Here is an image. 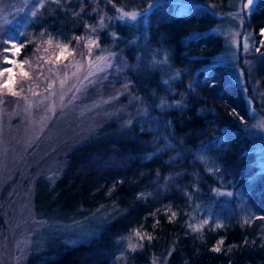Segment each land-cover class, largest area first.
<instances>
[{
	"label": "trees",
	"instance_id": "1",
	"mask_svg": "<svg viewBox=\"0 0 264 264\" xmlns=\"http://www.w3.org/2000/svg\"><path fill=\"white\" fill-rule=\"evenodd\" d=\"M153 1L43 0L21 34L8 30L31 61L47 42L73 48L100 16ZM184 1L156 5L142 31L110 20L100 32V46L129 64L133 99L68 152L56 177L36 179L32 205L37 218L63 224L108 216L86 240L52 234L24 264H150L163 254L167 264H264V172L252 117L230 71L213 65L224 40L209 31L232 0ZM244 28L257 50L250 79L264 89V0ZM150 55L165 61L147 66Z\"/></svg>",
	"mask_w": 264,
	"mask_h": 264
},
{
	"label": "rangeland",
	"instance_id": "2",
	"mask_svg": "<svg viewBox=\"0 0 264 264\" xmlns=\"http://www.w3.org/2000/svg\"><path fill=\"white\" fill-rule=\"evenodd\" d=\"M42 1L0 0V70L13 69L9 87H0V264H24L33 250L50 242L52 234L70 243L95 234V226L104 221L107 212L68 224L39 219L32 205L33 184L39 178L56 177L68 152L111 117L125 113L127 102L133 99L125 87L129 64L124 54L104 48L98 41L109 21L142 31L156 5L173 1L180 4L179 8L188 6L184 0H155L142 11L116 9L113 17L102 15L88 27L75 47L59 44L51 48L47 42V49L25 61L9 30L17 28L21 34ZM255 2L232 0L229 11L216 13L218 23L209 32L224 40V49L213 58V65L225 66L242 90L252 117L249 129L256 164L264 172V89L250 79L257 50L244 28ZM191 6L212 11L205 4ZM124 12L135 14V19L123 16ZM13 43L19 51L11 47ZM139 46L145 47L144 37ZM139 55L140 51L136 62ZM5 57L13 63H5ZM142 61L152 66L165 60L150 55ZM8 78L7 72L0 75V85ZM218 192L228 196V192ZM166 256L154 257L150 264H167Z\"/></svg>",
	"mask_w": 264,
	"mask_h": 264
},
{
	"label": "snow or ice",
	"instance_id": "3",
	"mask_svg": "<svg viewBox=\"0 0 264 264\" xmlns=\"http://www.w3.org/2000/svg\"><path fill=\"white\" fill-rule=\"evenodd\" d=\"M248 2H249V4H251L252 3V0H248ZM122 15L123 16H126V17H129L130 19H135V14H131V13L124 12V13H122ZM262 35H264V33H262ZM11 47L14 48V49H16V51H19V49L16 47V45L14 43L12 44ZM5 51H10V49H5ZM5 63L12 64L13 61L10 60V59H8L7 57H5ZM21 67H22V65H21ZM4 72L9 73V78H8L7 81L4 82V84L0 85V87L8 88L9 87V84L12 82L11 73L13 72V69L12 68H7V69L0 70V75H3ZM25 75H26V73H25ZM13 94H15V93H13ZM260 218L264 219V217H260ZM221 243H222V241H221ZM215 250L218 251L219 249L217 248Z\"/></svg>",
	"mask_w": 264,
	"mask_h": 264
}]
</instances>
